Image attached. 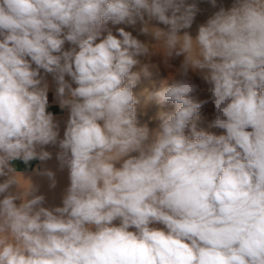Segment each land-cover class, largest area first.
<instances>
[{
    "label": "clouds",
    "instance_id": "clouds-1",
    "mask_svg": "<svg viewBox=\"0 0 264 264\" xmlns=\"http://www.w3.org/2000/svg\"><path fill=\"white\" fill-rule=\"evenodd\" d=\"M196 11L185 0H0V264H264V0H235L195 38L180 35ZM137 21L154 44L108 27ZM149 55L166 67L183 57L149 96L174 105L151 134L133 93ZM40 70L69 109L59 141ZM209 102L224 134L197 128ZM57 141L70 184L49 209L11 162L50 159L43 146Z\"/></svg>",
    "mask_w": 264,
    "mask_h": 264
},
{
    "label": "bare ground",
    "instance_id": "bare-ground-1",
    "mask_svg": "<svg viewBox=\"0 0 264 264\" xmlns=\"http://www.w3.org/2000/svg\"><path fill=\"white\" fill-rule=\"evenodd\" d=\"M192 2H195V1H192ZM234 3H235V0H215V4H213L212 0H197L195 3H192L196 6V9H197L195 17H194L195 22L193 23V25L191 24L192 26L190 28L182 29L179 34L183 35L184 32H187L193 38H195L196 35L198 34V28L200 25L206 23L207 19L210 18L221 7L225 9H229ZM145 20H147V17H145ZM135 27H136L135 29H132V31H129L132 33L133 37L137 38L143 43H148L145 40L150 36L152 37V35L150 33L141 32V29L142 27H144V24L143 23H141L140 25L137 24L135 25ZM148 27L149 28L158 27L164 30L168 29V26L163 25L154 19L148 21ZM71 47L73 46L69 44L68 42H66L64 45L65 50H68ZM156 49L159 50L158 52H160L161 54L165 52V49L159 45L158 47L156 46ZM141 59L143 60V62L140 61ZM138 60H139V63L133 68V71H139L141 68L145 67V64H147L146 65L147 68L148 69L150 68L151 71H150V77L148 78L141 77L140 81L133 88V93L136 96L137 101H138V103L136 104L137 112L141 111L142 114H145L146 116L147 115L150 116L154 113H157V112L159 113L160 111H167L169 108L174 107V105L171 103H167L163 107H161L155 102L154 99H149V96L151 93L159 90L163 86V85L162 86L157 85L159 84L160 81H162L163 77L166 78L167 80V77L165 76H167V72H168L167 70L169 69L164 65V63H161V64L158 63V61L162 60V58L158 55H152L150 59H148V56H140L138 57ZM182 60H183V57L181 56L180 62H182ZM33 67H35V65H33ZM197 72L200 74L199 70ZM40 76L43 78L41 87H43L44 84L47 85L48 106L46 110L53 114L54 122H56L58 125V133H59L58 141H59L60 139L64 138V131L67 126V121L69 119V109L67 107L62 109L59 105V100L56 95V89L58 85L54 79L53 74L45 73L44 70H40ZM65 79L69 83H72L71 78L69 76L66 75ZM72 86L75 87L76 85L72 83ZM207 86L210 87V85H207ZM59 108H60V112H58ZM137 116H138V113H137ZM58 141H57V144L55 145L49 144V145L43 146L44 151H48L51 153L50 159H47L45 161L34 159L28 162L27 164H25L22 160H15L11 162L12 166L18 172L22 173L26 179H29L31 181L32 185L36 189L34 195H43L45 197V200L42 206L49 208V209L62 206V198L65 194L67 187L70 184L69 172H68L67 167H64L63 169H61L60 163L57 159V154L60 152ZM40 150L41 148L38 147L37 151L39 152ZM135 154L137 155V153ZM117 166H119V164H117ZM46 171H51L54 173V180H55L54 187L50 186L52 184V180L47 175L44 174ZM6 178L7 177H0V183H2ZM10 191H12L13 193H16L18 190L16 186H13L10 189ZM0 198H3L2 195H0ZM16 203L19 204L20 201L17 200ZM114 223L118 225L119 221H114ZM154 226L163 227V225H158V224Z\"/></svg>",
    "mask_w": 264,
    "mask_h": 264
},
{
    "label": "rangeland",
    "instance_id": "rangeland-1",
    "mask_svg": "<svg viewBox=\"0 0 264 264\" xmlns=\"http://www.w3.org/2000/svg\"><path fill=\"white\" fill-rule=\"evenodd\" d=\"M192 1H197V0H185V3L186 4H192V3H195V2H192ZM191 2V3H190ZM195 20V19H194ZM193 20V22H192V25H193V23L195 22ZM142 22H140V21H137V23L135 24V25H137V24H141ZM135 25H127V24H119V25H112L110 22H109V24H108V27L112 30V32H113V34L114 35H117L118 36V33H117V29L118 28H124L125 29V31H132V29H135L136 27H135ZM191 25V26H192ZM115 26V27H114ZM128 26H129V28H128ZM165 30H167V29H165ZM104 34H106V32L104 33ZM146 42H148V43H146V44H149V45H151V44H154L155 43V40H154V38L153 37H148L146 40H145ZM157 47H158V45H157ZM157 50V49H156ZM157 51H159V50H157ZM152 57V55H149L148 56V59H150V58ZM143 59V58H142ZM140 60V61H142L143 62V60ZM162 60H160V61H158V63L159 64H161V63H163V61L161 62ZM178 61V62H177ZM141 62V63H142ZM170 63H171V65H172V67H167L169 70H167V68H166V70L168 71H166L167 72V76H165V77H167V80H166V78H164L163 77V79H164V81H163V79H162V81H160L159 82V84H157L158 86L160 85V86H162V85H164L165 83H169L168 85H171L170 83H172V79L170 78V77H172V76H175L176 75V69L175 68H178L179 67V65H180V57H178V58H176V59H174L173 61H170ZM147 64H145V66H146ZM165 65V64H164ZM148 71L150 72L151 70H150V68L148 69ZM196 72H192V73H190V76H191V79H192V81L195 83V84H199L198 85V92H197V96H198V98L199 99H207V98H209L210 97V93L208 92V88H209V86H207V85H209V84H206L205 83V81L200 77L201 75L197 72L196 74H195ZM198 74V75H197ZM203 80V81H202ZM167 81V82H166ZM200 82V83H199ZM206 84V85H205ZM201 85V86H200ZM206 86V87H205ZM173 108V109H172ZM172 108H169L167 111H172V110H174V107H172ZM172 109V110H171ZM58 112H60V108L58 109ZM138 113V116H137V123H138V126H145L146 124V126L148 127V129H149V131H150V134L158 127V125H159V123H160V121L157 119V114H158V112L157 113H154V114H152V115H150V116H146L145 114H142L141 113V111H139V112H137ZM194 121H195V123L197 124V128L198 129H203V130H205V131H207V132H209V133H213V134H216V135H221V134H224V130L223 129H219V128H215V127H212L211 126V124H212V121L214 120V104L212 103V102H209L208 104H206V105H204L200 110H199V112L197 113V115L194 117ZM139 121V122H138ZM156 122V123H155ZM158 123V124H157ZM186 134H187V130H186ZM130 155H136L135 153L133 154V153H131ZM137 155H138V153H137Z\"/></svg>",
    "mask_w": 264,
    "mask_h": 264
}]
</instances>
